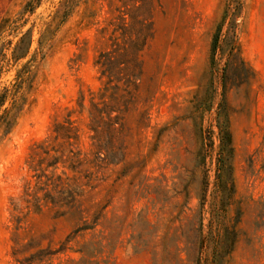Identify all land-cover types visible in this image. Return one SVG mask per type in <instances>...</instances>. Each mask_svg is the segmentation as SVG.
I'll return each mask as SVG.
<instances>
[{"label":"rangeland","instance_id":"374dc122","mask_svg":"<svg viewBox=\"0 0 264 264\" xmlns=\"http://www.w3.org/2000/svg\"><path fill=\"white\" fill-rule=\"evenodd\" d=\"M112 8L109 0H0V264H17L9 203L29 148L80 91L98 86V29ZM152 20L116 140L126 157L106 160L88 195L103 207L99 225L77 232L74 213L31 215L20 242L61 249L39 264H264V0H160ZM224 116L231 157L219 151Z\"/></svg>","mask_w":264,"mask_h":264},{"label":"trees","instance_id":"16d2710c","mask_svg":"<svg viewBox=\"0 0 264 264\" xmlns=\"http://www.w3.org/2000/svg\"><path fill=\"white\" fill-rule=\"evenodd\" d=\"M116 1L118 6L109 0L110 6L113 5L110 17L98 29L104 45L93 61L98 86L87 93L80 91L75 106L64 108L61 117L54 116L48 135L30 146L25 162L27 176L18 196L10 198L9 222L14 234L11 254L17 264H39L61 250L42 248L41 242L35 239L25 244L20 242L19 232L31 215L44 210L53 211L57 216L74 213L83 225L77 232L93 231L99 225L103 207L99 202L90 201L88 195L100 186V172L106 160L117 164L126 157L124 147L116 152V140L123 133L124 116L138 92L142 53L153 36V12L160 6V0ZM6 23L7 19L1 20L0 33ZM216 45L217 33L212 42V54ZM27 52L13 55V59H22ZM235 56L249 70L246 74L250 76V68ZM83 115L89 140L87 148L81 145ZM218 128L220 156L231 157L233 148L227 116ZM76 252L83 256L77 263H84L85 245Z\"/></svg>","mask_w":264,"mask_h":264}]
</instances>
